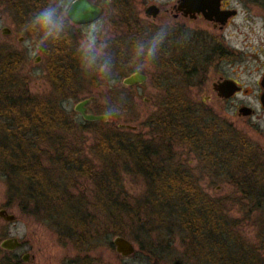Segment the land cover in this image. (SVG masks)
Instances as JSON below:
<instances>
[{
  "label": "rangeland",
  "instance_id": "1",
  "mask_svg": "<svg viewBox=\"0 0 264 264\" xmlns=\"http://www.w3.org/2000/svg\"><path fill=\"white\" fill-rule=\"evenodd\" d=\"M25 1L27 0H0V46L7 52L23 54L20 55L24 62L17 75L27 79L32 97L61 104L72 127L71 131L60 133L69 139L67 142L69 147H77L83 157L93 161L98 167L99 159L98 154H95V147L103 135L114 132L124 135L131 141L139 139L145 141V147L149 150L147 155L157 166L182 170L191 175L202 192L215 200L226 218L236 225L235 233L240 234L247 244L255 249L260 247L264 236L258 224L260 213L250 212L253 208L249 205L253 207L254 203L244 200V193L237 185L240 179L238 173L234 174L232 168L227 167L237 165L236 163L241 164L245 145L251 146L254 151L259 148L262 154L259 157L264 162V112L256 101L258 82L264 71V8L254 6L248 3V0L245 4L240 3L242 0H235L240 3L238 8L240 13L234 22L223 30L211 27V53L212 49L220 44L234 53V58L229 62H211V70L206 74L207 77L199 79L204 81L200 87L199 84L193 88L187 87V84L192 85L191 81L183 82L182 78L174 75L176 73L174 70L170 74L168 69L159 65V62H154L153 67L144 73L148 76L145 83L123 90L122 80L130 75L122 67L130 58V53L128 45L118 43L113 46L112 53L119 77L112 85H102L94 79L87 80L80 71H75L78 77L69 87L61 83L60 86L64 88L61 87L63 90L61 93L57 91L58 86L51 79L48 70L50 54L47 52L30 54L33 49L30 48L29 37L22 31L27 20L19 12L22 9L20 4L24 6ZM95 1L101 4V0ZM104 13L105 30L111 40H114L119 34L114 33L110 23L113 15L112 3L104 7ZM115 27L124 35L120 27ZM4 28L11 30L9 36L3 34ZM82 30L80 27L74 29L77 35L74 47ZM20 38H23L21 42ZM221 77L240 81L252 93L248 96L239 95L227 103L217 101L213 82ZM160 78H174L177 81L165 85L160 83L161 87L158 82ZM186 79L189 80L188 77ZM177 92L182 93V98L188 100L199 112L201 124L200 127L197 125L194 128L203 144L208 147L206 149L211 152V163L201 160L184 144L164 140L162 130L153 124L155 122L151 118L160 114L161 104L170 98L171 94L175 95ZM208 97H212V101L207 100ZM86 99H90L87 109L91 114L101 115L104 106L121 105L129 110H121L120 115L110 122L88 123L74 110L79 102ZM247 102L256 105L257 113L252 118L239 117L237 106ZM55 154L51 150L50 155ZM51 161L50 156L44 161L48 168H51L49 167ZM120 172L124 191L122 198H126L128 203V210L122 215L125 218L128 212L132 218V222L127 223V226L124 224L123 230L126 231L124 236L133 242L136 252L124 258L116 252L114 246H110L116 236L122 235L115 233L112 221L109 223L104 213H98L97 221L103 239L101 246L87 255L99 261L97 264H203L196 255L197 251L195 255L192 251L196 248H191L189 234L179 229L174 220L166 218L164 222H159L155 219L156 215L151 213L153 208L145 210L148 203L146 200L148 183L142 171L131 163ZM6 180V176L0 172V207L5 206L22 224L30 225L31 233L36 239L32 251L36 258L32 264H70L79 255L78 251L69 244L63 245L50 223L42 221L34 213L23 212L19 202L10 198ZM93 189L91 180L81 179L75 193L79 195L83 192L88 197L87 200L93 202L91 194ZM160 212L163 214L165 209H161ZM136 214L138 217L133 221ZM23 228L27 230L26 227Z\"/></svg>",
  "mask_w": 264,
  "mask_h": 264
},
{
  "label": "trees",
  "instance_id": "2",
  "mask_svg": "<svg viewBox=\"0 0 264 264\" xmlns=\"http://www.w3.org/2000/svg\"><path fill=\"white\" fill-rule=\"evenodd\" d=\"M248 3L264 8V0H248ZM24 4L20 6L28 14L39 6L38 0H27ZM64 43L54 46L56 54L48 69L61 93L60 84L69 87L79 71L74 41ZM23 62L20 54L7 52L0 46V172L7 178L10 198L19 202L23 212L34 213L50 223L59 241L78 251L79 255L70 264L99 262L87 255L98 249L103 239L98 213H104L109 223L112 221L117 235H126L124 224L127 226L132 218L128 212L125 218L122 215L128 210V203L122 198L123 183L119 175L131 163L142 171L148 183L145 210L153 208L151 213L159 222L166 218L174 220L179 229L189 234L191 248H196L192 251L194 255L197 251L203 264H264V236L259 250L248 245L235 233L236 225L226 218L215 200L202 192L191 175L157 166L152 161L145 141H131L114 132L103 135L95 147L100 170L77 147L70 148L69 139L60 134L72 130L65 110L57 101L48 102L30 95L27 79L17 75ZM192 106L182 98V93L171 94L161 104L160 114L151 118L155 122L152 123L162 130L164 140L184 144L201 160L211 163V152L194 128L201 120ZM121 110L129 108L124 106ZM51 150L56 154L51 156ZM254 152L245 145L241 164L227 168L238 173L237 185L244 193V200L254 203L253 207L249 205L253 208L250 212L260 213L258 224L264 234V162ZM47 156L51 157V168L44 163ZM81 179L92 181L91 194L95 201L87 200L83 192L75 193ZM161 209H165L163 214ZM135 217L138 214L133 221Z\"/></svg>",
  "mask_w": 264,
  "mask_h": 264
},
{
  "label": "flooded vegetation",
  "instance_id": "3",
  "mask_svg": "<svg viewBox=\"0 0 264 264\" xmlns=\"http://www.w3.org/2000/svg\"><path fill=\"white\" fill-rule=\"evenodd\" d=\"M74 1L75 0H73V2ZM89 2L100 8L99 17L103 18L105 15L104 7H101V4L95 0H89ZM246 2L247 0L240 1V3L244 4ZM38 3L39 6H36L35 10L32 8V13L42 7L46 3V0H38ZM240 3L235 2V0H220V10L222 12H236V14L230 16L226 24L223 25L218 22L214 16L211 17L208 15L210 12L209 8L205 9L207 15L201 11L188 12L187 7L183 5L182 0H112L113 15L110 23L111 26H113L114 33L119 34V37L111 40L112 52H114L113 46L118 43L123 45L126 44L128 45V49H130L131 44L135 39H149L156 31V26L158 24L168 22L173 25L174 32L172 36H170L168 42L164 45L155 62H159V65H161L162 68L166 70L168 69V73L170 74L175 71L176 73L174 75L180 79L182 78L183 82L188 83L191 81L192 85L189 88H193L197 84H199L198 86L200 87L204 81H200L199 79L207 77L206 74L211 70V62H229L234 58V53H231L226 47L220 44L217 48L212 49L211 53V27L213 29L223 30L230 26L240 13V10L238 9ZM19 12L23 15L25 20H28L31 16V14L23 13V9ZM87 24H73L72 32L67 40L72 42L75 41L77 38L76 32H74L75 27L84 29ZM115 26L120 27L123 30L124 35H121ZM3 34L9 36L11 30L9 29V32ZM184 36H187V39L182 43H177V41ZM22 39L23 38H20L19 42H21ZM124 39L127 41H123ZM63 43L64 41L59 44ZM54 48L55 47L50 48L47 52L50 54V61L56 54ZM18 54L23 56L22 53ZM186 77L191 80H185ZM263 77L264 71L258 82L259 91L256 95V101L259 108L264 112V106L262 104V95L264 93V88L262 86ZM226 79L234 81L241 87L239 92H236L229 98H225L215 89L216 84ZM176 81L177 80L174 78H160L158 82L161 86L163 83L165 85ZM139 85L141 84L122 86V89L126 90L129 88H135ZM213 90L216 94V100L222 103L235 100L239 95L248 96L252 93V91H249V89H247L240 81L227 77H221L219 80L214 81ZM207 100L212 101V97H208ZM241 108H249L251 110L250 114L248 116L240 115L239 111ZM237 110L239 117L245 118H252L257 113L256 105L249 102L239 104ZM255 153L258 156H262L259 148ZM4 210L7 211L5 206L0 207V213ZM23 227H26L27 230L25 231ZM35 245L36 239L31 233L30 225L22 224L16 215L11 214L8 211L5 214H0V264H32L36 258L32 252Z\"/></svg>",
  "mask_w": 264,
  "mask_h": 264
},
{
  "label": "clouds",
  "instance_id": "4",
  "mask_svg": "<svg viewBox=\"0 0 264 264\" xmlns=\"http://www.w3.org/2000/svg\"><path fill=\"white\" fill-rule=\"evenodd\" d=\"M72 3L73 0H46L42 7L31 14L22 28L29 37V45L33 49L31 55L46 53L50 48L67 40L73 24L81 23L70 15ZM111 3L112 0H101V7ZM173 32V25L164 22L156 26V31L149 39H135L129 49L130 58L122 69L132 77H140L150 70ZM186 39L187 36L181 37L177 43ZM111 45L112 41L105 30L102 17L84 27L74 48V56L83 78L94 79L102 85H112L118 79ZM120 113L121 105L104 106L101 116L105 122H110Z\"/></svg>",
  "mask_w": 264,
  "mask_h": 264
},
{
  "label": "water",
  "instance_id": "5",
  "mask_svg": "<svg viewBox=\"0 0 264 264\" xmlns=\"http://www.w3.org/2000/svg\"><path fill=\"white\" fill-rule=\"evenodd\" d=\"M183 5L187 7L188 12H204L205 9L209 8L210 12L208 15L211 17H215L218 22L221 24H226L228 18L232 15H235L236 12H222L220 10V0H182ZM72 11L70 15L74 16L78 22V24H87L91 23L99 17L100 10H98L97 6L91 4L89 0H75L71 5ZM207 15V13H205ZM9 32L8 28L3 29V33ZM147 75L142 74L140 77H132L128 76L122 80L123 86H134L137 84H143L147 81ZM262 86L264 88V77L262 79ZM215 89L219 91L225 98L231 97L236 92L241 90V87L238 86L232 80H222L218 84L215 85ZM90 99H86L84 101L79 102L75 111L81 115L84 121L93 123V122H103L101 115H95L88 113L87 105L89 104ZM262 104L264 106V93L262 95ZM251 110L249 108H241L239 111L240 115L248 116ZM131 128L130 126H127ZM7 211H2L0 214H5ZM113 246L115 247L116 252L124 258H128L135 254L136 248L133 242L127 239L124 236H116L112 241Z\"/></svg>",
  "mask_w": 264,
  "mask_h": 264
}]
</instances>
